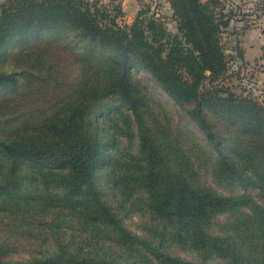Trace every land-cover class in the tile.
<instances>
[{"label":"trees","instance_id":"trees-1","mask_svg":"<svg viewBox=\"0 0 264 264\" xmlns=\"http://www.w3.org/2000/svg\"><path fill=\"white\" fill-rule=\"evenodd\" d=\"M165 1L172 30L148 5L120 24L119 0L0 2V264H264V104L229 81L236 13Z\"/></svg>","mask_w":264,"mask_h":264},{"label":"rangeland","instance_id":"rangeland-1","mask_svg":"<svg viewBox=\"0 0 264 264\" xmlns=\"http://www.w3.org/2000/svg\"><path fill=\"white\" fill-rule=\"evenodd\" d=\"M2 0H0L1 2ZM124 15L119 20L120 24L131 23L136 12L142 5L151 7L152 12L156 11L157 15L166 16L167 28L173 29V23L168 18V10L166 9L165 0H119ZM226 4L233 8L236 13L235 19L230 23L224 34V45L227 48L228 54L236 55L233 48L237 47L242 51L247 50V59L232 63L230 66L229 81L232 84V90L236 93H241L246 90L245 86L254 83V90L258 92V80L260 75L264 72V0H225ZM157 5L161 7L156 9ZM29 41V40H28ZM260 44H263L260 48ZM15 45V44H13ZM6 49V53L12 50V46ZM258 48L260 50H258ZM137 77L144 79L151 87H154L149 75L142 71H137ZM238 85V86H237ZM155 89V88H153ZM161 94V91H159ZM247 92V91H246ZM252 94L253 91H252ZM255 96H259L255 93ZM259 99V98H258ZM173 111L178 117L181 111L177 107H173ZM135 221H126V225L131 230L134 228ZM24 256V255H20Z\"/></svg>","mask_w":264,"mask_h":264},{"label":"crops","instance_id":"crops-1","mask_svg":"<svg viewBox=\"0 0 264 264\" xmlns=\"http://www.w3.org/2000/svg\"><path fill=\"white\" fill-rule=\"evenodd\" d=\"M166 9L168 10V13H169L167 15L170 16L169 6H168L167 3H166ZM262 31H263V34H264V29H262ZM262 45L263 44H260L259 45L260 48L262 47ZM258 50H260V49L258 48ZM243 51L245 52V54H243V60H244L245 58L247 59V50L246 51L243 50ZM261 70L264 71V67H262ZM254 83L249 84L248 86H245L246 90H244L242 93H244V94H250V95H252V96H254L256 98H259V100L264 104V72L260 75L259 80H258V92H256L254 90V87H255ZM252 91H253L254 94H252ZM255 93H258L259 96H255L256 95Z\"/></svg>","mask_w":264,"mask_h":264}]
</instances>
